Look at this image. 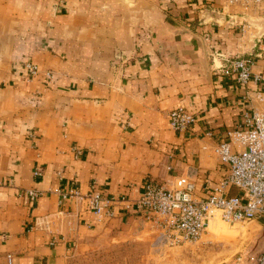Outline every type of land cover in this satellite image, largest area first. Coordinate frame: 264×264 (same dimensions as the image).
<instances>
[{"label": "crops", "instance_id": "1", "mask_svg": "<svg viewBox=\"0 0 264 264\" xmlns=\"http://www.w3.org/2000/svg\"><path fill=\"white\" fill-rule=\"evenodd\" d=\"M215 51L251 56L262 82L225 74ZM260 86L264 28L228 0H0V255L66 264L97 236L143 232L123 207L60 204L73 185L136 199L148 182L186 176L205 197L226 171L215 146ZM178 106L196 116L183 132L170 125Z\"/></svg>", "mask_w": 264, "mask_h": 264}, {"label": "built area", "instance_id": "2", "mask_svg": "<svg viewBox=\"0 0 264 264\" xmlns=\"http://www.w3.org/2000/svg\"><path fill=\"white\" fill-rule=\"evenodd\" d=\"M228 2L241 6L252 19L264 20V0ZM249 28L250 23L244 20L243 31ZM220 58L225 59V64L219 67L227 75H236L240 83L247 85L254 82L259 85L262 82V76L252 71L255 62L251 56L226 57L222 52L215 51L214 63ZM26 66L33 76L42 74L34 63L28 62ZM43 74L49 81L55 78L51 70ZM247 98L251 102L250 110L235 127L227 131V139L215 146L226 171L222 180L205 197L196 195L194 181L179 176L170 186L148 182L136 199L111 194L105 188L97 187L95 182L88 192L73 185L68 190L58 192L59 203H86L87 209L98 216H111L115 206L123 207L131 215L152 224L174 242L198 240L207 230L211 218L217 214L227 223L255 221L264 227V86L250 91ZM195 120V113L185 106H178L170 112V125L176 131L187 130ZM34 173L38 176L43 171L39 167ZM232 187L237 188L239 193L231 194ZM42 194L38 190L28 191L31 201ZM7 261L13 264L12 255L7 256ZM254 264H264V249L258 253Z\"/></svg>", "mask_w": 264, "mask_h": 264}, {"label": "rangeland", "instance_id": "3", "mask_svg": "<svg viewBox=\"0 0 264 264\" xmlns=\"http://www.w3.org/2000/svg\"><path fill=\"white\" fill-rule=\"evenodd\" d=\"M253 20L264 28V20ZM140 230L143 232L114 238L97 236L87 246L75 249L66 264H254L264 249L260 223H227L218 214L194 241L174 242L149 223ZM0 264H8L1 255Z\"/></svg>", "mask_w": 264, "mask_h": 264}, {"label": "bare ground", "instance_id": "4", "mask_svg": "<svg viewBox=\"0 0 264 264\" xmlns=\"http://www.w3.org/2000/svg\"><path fill=\"white\" fill-rule=\"evenodd\" d=\"M210 223V222H209ZM209 226V225H208ZM207 229H208V227H207Z\"/></svg>", "mask_w": 264, "mask_h": 264}]
</instances>
